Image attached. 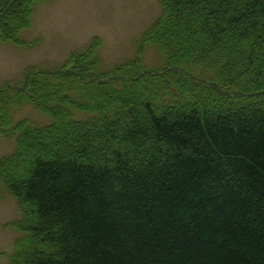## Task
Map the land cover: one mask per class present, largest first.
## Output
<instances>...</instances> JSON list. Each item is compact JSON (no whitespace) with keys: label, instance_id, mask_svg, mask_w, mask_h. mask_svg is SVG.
<instances>
[{"label":"trees","instance_id":"trees-1","mask_svg":"<svg viewBox=\"0 0 264 264\" xmlns=\"http://www.w3.org/2000/svg\"><path fill=\"white\" fill-rule=\"evenodd\" d=\"M159 2L157 66L100 73L93 41L0 87L10 264H264V0ZM24 8L0 0V38ZM19 96L54 121H16Z\"/></svg>","mask_w":264,"mask_h":264},{"label":"rangeland","instance_id":"rangeland-1","mask_svg":"<svg viewBox=\"0 0 264 264\" xmlns=\"http://www.w3.org/2000/svg\"><path fill=\"white\" fill-rule=\"evenodd\" d=\"M161 12L159 0H25L23 14L17 18L19 38H0V87H11L5 84L21 82L26 74L31 76L39 68H59L70 57L85 52L93 41L98 45L93 48L99 60L92 62L100 73L112 72L127 78L120 71L123 64L136 63L138 59L144 66H157L161 55L155 46L142 42ZM4 27L12 30L9 25ZM98 80L104 84L106 79L98 76ZM27 99H16L20 103L13 111L16 121H54L52 114H46L41 107L26 104ZM9 136L0 134V158L15 148L16 135ZM21 215L15 195L0 178V264H10L11 254L23 235L11 225Z\"/></svg>","mask_w":264,"mask_h":264}]
</instances>
